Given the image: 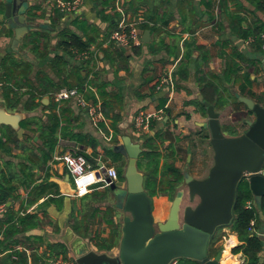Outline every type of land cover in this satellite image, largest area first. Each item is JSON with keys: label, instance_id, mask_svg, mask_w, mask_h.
Returning <instances> with one entry per match:
<instances>
[{"label": "crops", "instance_id": "1", "mask_svg": "<svg viewBox=\"0 0 264 264\" xmlns=\"http://www.w3.org/2000/svg\"><path fill=\"white\" fill-rule=\"evenodd\" d=\"M29 1L32 6L36 5L38 8L34 10L33 14L28 13L22 19L32 23L34 29L25 33L19 44L14 46L15 29L10 27V20L5 16L4 9L1 10L4 5L0 0V26L4 27V30H1L2 33L0 31V45L3 49L0 51V59L11 54L20 60L32 64L29 80L36 88L35 102L38 103L36 106H32L27 102L29 98V94H27L23 96L15 111L5 107L8 112L23 113L22 120L27 117L31 118V124L28 128H23L24 133L21 138H30L29 155L31 162L8 156H3L0 162L5 163L4 161L11 160L15 164L20 162L30 164L35 182L31 184L30 188L21 185L16 190L15 196L7 203V210L0 215V234L2 233L4 237L5 227L9 224L11 217L18 218L23 216L24 213H30L35 215L36 218L23 226L17 224L18 233L8 239L6 243L7 249L0 256V264H10L7 258L13 251L25 252L27 264H42L47 255L57 254L52 252L51 245H58L56 251L64 255L62 250H65L66 254L64 256L72 257L76 261L79 255L89 251L117 256L122 237L124 217L127 213L119 207L116 196L111 187L107 185V182H99L84 197L63 193L61 186L56 182L64 180L69 173L65 165L61 161L56 160L54 156L63 152H79L81 145L76 143L71 136L62 137L50 160L45 163L40 158L39 148L42 146V141L40 140L38 127L41 124H48V116L51 110L49 106L53 100L55 101L54 94L57 92L59 85H62L64 77V74L58 75L57 63L53 61V58L58 55V57H61V61H68L67 65L69 66L74 61L73 54L64 49L63 46L58 45L62 32L70 30L82 36L83 32L77 28L74 21L76 19L88 21L99 28V40L104 41L105 44V40L111 35L112 31L119 26L121 21L129 17V21H132L135 16H141L148 21L139 25L142 30L141 39L146 30L142 25L146 23L152 24L147 19V16L151 15L152 12L157 11L159 14H165L169 20L168 26L163 28L162 33L153 34L151 32L149 43H144L141 40L140 44H134L126 48L129 59L127 63H124V67H121L120 64L118 65V62L111 63L105 54L98 49L101 57L99 70L101 72H99L100 80L97 81L106 84L110 93L108 100L113 105V108L109 111V114L103 108V99L99 94L98 86L93 85L94 81L87 91H91L95 95L97 100H90L89 102L99 105L104 115L103 121L95 123L87 109L78 106L76 98L68 100L73 110V115L69 117L71 132L90 135L97 142L96 149L99 153L96 156H94L95 150L93 146L84 145V151L89 156L87 158L88 162L95 169L111 165L109 160L105 158L103 149L108 148L115 151V147L122 144L124 138H129L133 143L141 145V137L153 136L156 131H160L162 139L161 141L158 140V143L161 153L167 156L174 150L175 157L172 161L184 174L189 173L195 179H205L207 177L205 170H210L215 161L206 152L207 148L209 150L214 149L210 130L203 127V123L208 121L207 111L199 107L196 102L203 101L201 87L197 80L198 76L201 75L198 72L199 67L202 70L204 69L220 76L221 92L223 91L225 98H228V93L230 92L236 97L240 95L250 97L263 105L264 103L259 102L258 98L254 97V95H264L263 53L253 47L252 44H248L242 38L237 37L229 27L227 18L223 15L220 21H222L224 27L221 29L217 28L218 33L215 34L214 43L209 46L208 41L206 39V41L203 40L201 31L212 23L211 15L214 14L216 0H120L118 6V0H115L114 4L105 8L104 11L105 14L115 17L114 21L117 22V26L114 29L111 28L108 21L103 20L101 10L104 6L101 0H84L83 4L72 13H63L55 9L51 5L52 0ZM227 1L232 11L238 10L237 1ZM209 2L210 5H208ZM240 2L247 9H253L247 1L243 0ZM240 13L247 17L249 22L254 16L245 10H241ZM60 14L62 15L60 16ZM258 15L264 20L263 13L258 12ZM187 28L195 30V33L192 35L184 31ZM109 30L110 32L108 33ZM32 32H38L36 34L37 40L28 44V35ZM167 33L182 35V41L179 42L180 53L176 59L172 57L171 61L167 60L165 49H161L156 54H152L149 50V44L153 40H159L157 36L160 34L164 35L162 38L165 43L172 44L174 37ZM186 34H189V38L191 35L194 36V45L198 48H193V59L187 63V76L181 77L179 66L184 54L183 40L188 39L183 38ZM226 39L230 40L225 41ZM94 46V44L91 46L92 50L95 48ZM104 47L108 46L104 45ZM135 47H139L140 52H136L133 49ZM234 50H239L249 59H255L256 65L245 66V61L232 56ZM73 53L75 54V49H73ZM205 56H208L207 62L204 59ZM229 56H232L235 62L242 65V70L236 76L238 79L236 84L233 81L227 83L224 79V71L226 63L229 61ZM78 65H81L80 62H78ZM66 66L63 64V70H65L64 67ZM254 68H258L257 71H254ZM244 71L251 72V79L254 82L252 86H246L244 92H241V85L245 86L242 79ZM43 73L52 82L46 81ZM83 73L85 74L86 71L83 70ZM162 77H166L164 85L160 90L157 88L153 90L151 85L154 82L149 84L148 80L150 78L161 79ZM70 82L75 81L70 79ZM224 87H227V91L222 90ZM24 90L26 89L22 88V91ZM163 96L168 97L165 110L164 108H159L160 98ZM232 105L236 104L229 103L223 108L217 109L216 106L215 108L219 113V111ZM25 106L29 110H26ZM236 107L240 108V105H236ZM142 109L152 113L163 109L166 114L163 121L154 122L151 126V131L144 135L139 134L134 125L135 115ZM247 120L250 119H245L246 124ZM221 127L227 130L230 126L221 123ZM31 129L35 131H31ZM247 130L248 128L245 129V132ZM225 135L233 136L228 133H225ZM115 152L121 154L124 161H128L122 153ZM14 153H21V150L15 149ZM169 160L171 161V158ZM25 174L17 167L15 181L23 180ZM120 183V187L125 186V181H120ZM33 186L35 187L34 189ZM184 186H187L185 182H183L181 188H184ZM152 199L154 205L156 201H159L162 207H167L171 202L166 195L154 196ZM170 207L171 205H169V211ZM94 225L95 230L92 231L91 228ZM113 227H118L120 230L117 244L110 249L101 248L100 244H110L109 240L111 239ZM221 231L224 234L222 255L223 252H230L231 255V262L228 263L226 262L227 258L223 262L221 256V264H243L246 260L245 255L242 252L233 253V249L242 244L237 233L232 231L231 227L223 228ZM3 237L0 241V247ZM227 242L229 243V251L225 250ZM216 246L218 245L216 244Z\"/></svg>", "mask_w": 264, "mask_h": 264}, {"label": "trees", "instance_id": "2", "mask_svg": "<svg viewBox=\"0 0 264 264\" xmlns=\"http://www.w3.org/2000/svg\"><path fill=\"white\" fill-rule=\"evenodd\" d=\"M237 1L238 10L232 11L228 5L227 0L221 1V16H225L227 18V23L229 27L233 30L235 35L239 38H242L243 41H246L250 38H253L254 41L252 44L253 47L258 49L264 54L262 45L264 43V20L258 15V12L263 13L264 15V0H245L247 1L253 9H247L242 2L243 0H232ZM104 8L101 10L103 20L108 21L111 28L114 29L117 26V22L114 21L115 17L111 15L105 14V8L114 4L115 0H101ZM210 5V2L208 3ZM38 8L36 5L32 6L29 9V13L33 14L34 10ZM4 9V6L1 10ZM56 9V8H55ZM245 10L249 11V13L253 14V18L251 22H249L248 18L241 15L240 11ZM57 11V10H55ZM62 14H60L61 16ZM220 16V20H221ZM147 19L152 24H143L142 26L145 29L151 30L153 34L162 33L163 28L168 26L169 20L165 14H159L156 12H152L151 15L147 16ZM212 22L215 21V14L211 15ZM217 21V27L223 28L224 25L222 21ZM75 25L79 30L83 32L82 36L76 34L73 31L65 30L62 32V37L59 46H63L64 49L68 50L71 54L74 55L73 49L78 50L79 52L83 51H102L106 58L111 63L118 62L121 67H124L129 59V54H127L126 49L116 47L113 44H110L108 47H104V41L99 40L100 31L99 28L89 23L88 21H81L80 19H76L74 21ZM246 23V24H245ZM116 29V28H115ZM112 31V30H111ZM189 32L190 34H194L195 30L191 28H187L184 30ZM110 30L108 31V33ZM38 32H32L28 35V44L37 40ZM171 35V33H167ZM190 36V38L183 40V49L184 54L179 66V74L181 77H186L188 74V61L193 59V48H198L194 45V36ZM174 37V41L172 44L165 43L164 39L153 40L149 44V50L152 54H156L161 49H165L167 52V60L171 61L172 57L174 59L177 58L180 53V45L179 42L182 41V35L172 34ZM85 38V39H84ZM230 39H226L228 41ZM95 45L92 51V45ZM96 49V50H95ZM136 52H140L139 47L133 48ZM97 53L99 60H101L100 53ZM12 53V52H11ZM225 54V51H224ZM233 57H238L239 59L246 62L245 66L251 67L256 65L255 59H249L245 57L239 50H234L232 55ZM229 58V61L226 63V68L224 71V79L227 83L233 81L234 84L238 82L236 78L238 72L242 70V65L234 61L233 57ZM204 59L206 62L208 61V56H205ZM53 61L57 63V71L58 75L64 74L62 79V85H59L58 90L62 87L72 88L78 86L81 89V92L85 94L86 98L90 101H96L95 95L91 91H86L84 89V85L88 79V76L91 72L95 74V80L93 85L98 86V91L100 96L103 99V108L107 114L113 108V105L109 102V92L107 90L106 84L99 83L100 73L99 71H94L92 67L96 66L93 58L85 59V60H77L74 59L73 63H70V66L67 65L68 61H61V57L56 55L53 58ZM80 62L81 65H78ZM63 64L66 66L63 70ZM93 65V66H92ZM258 69V68H257ZM254 68V71H257ZM32 70V64L30 62H25L14 57L11 54H8L2 59H0V106H4L8 109L15 111L23 96L29 94V98L27 102H29L32 106H36L38 103L35 102L36 96L35 86L30 82L29 75ZM83 70L86 73H83ZM201 75L198 76L197 80L201 87V94L203 101H208L210 103L215 104L216 108H223L229 103H233L236 105H244L246 108L245 113L238 114V119L241 120L245 115L254 114L253 111L249 110L247 106L238 100V97L233 95L232 93H228V98H225V94L223 91L221 92V78L220 76L210 72L202 70L199 67L198 71ZM39 76V74H38ZM43 77H45L46 81L52 82L46 75L43 73ZM70 79H74L75 82H70ZM244 80V85H241V92H244V88L246 86H252L253 80L251 79V72L244 71V75L242 77ZM98 80V81H97ZM91 81V82H93ZM90 82V83H91ZM154 82L151 85V88L155 90L157 85L160 82V78H150L148 83ZM22 88L26 90L22 91ZM57 90V91H58ZM222 90L227 91V87H224ZM254 95V94H253ZM254 97L258 98L259 102L264 103V95H254ZM230 98V99H229ZM168 101V97H161L159 108L166 109L165 105ZM203 101H196L197 105L205 110V105ZM28 106V105H27ZM50 113L48 116V124H41L38 127L40 131V140L42 141V146L39 148L40 158L43 162H47L53 156V153L57 147V144L62 137L71 136L72 139L81 145L80 153L84 154L87 158L89 156L84 151V145H91L94 148V156L98 155L99 151L97 148V142L90 135H83L81 133L75 134L71 132V125L69 117L73 115V110L71 105H69L68 100L56 102L52 101L50 104ZM26 110H29L28 107L25 106ZM238 110H240L238 108ZM242 115V116H241ZM242 117V118H241ZM31 124V118L27 117L21 121L20 125L22 128L26 129ZM225 130V129H224ZM31 131H35L31 129ZM141 147L142 153L137 161L138 168L144 172L145 174V189L148 194L153 198L154 196L166 195L171 200L178 194L181 186L184 182L185 174L179 169L172 159L175 157V151H171L167 156L161 153L159 150L158 140L161 141V133L160 131H156L153 136H143L141 137ZM30 138L19 139L17 133L10 126H1L0 127V159L3 156L20 158L22 160H29L30 155V146H29ZM163 141V140H162ZM83 145V147H82ZM21 150V153H14V150ZM103 153L105 154V158L110 160L112 163L116 164L119 180L121 182L125 181L123 176L124 167L122 162L124 161L122 155L116 153L112 149H103ZM171 158V161L169 160ZM5 163L0 162V203H9L11 199L15 196L16 190L22 185L26 188H30L31 184L35 182L34 174L32 173L31 165L25 163L15 164L11 160L4 161ZM17 167L19 170L25 174L23 180L15 181ZM35 168V167H33ZM27 173H30L27 175ZM35 187L33 186V189ZM252 201L253 206L247 207V202ZM262 210L264 212V196L262 198V202L260 205L257 204L255 200V196L252 193L250 188L249 181L244 179L239 186L238 199L236 203V219L233 225L231 226V230L236 232L239 240L242 244L238 245L233 249V253L242 252L246 260L243 264H260V259H264V235L260 236L256 232L251 231V221L255 220L256 229L264 231V220H262L259 212ZM36 218L35 215L30 213H24L23 216L18 218H12L9 224L5 227L4 237L1 243V251L7 249L6 243L8 239L18 233V225L23 226L25 223L32 221ZM3 229V228H1ZM120 235V230L118 227H113L111 239L109 240L110 244L99 245L101 248L110 249L112 246L117 244ZM220 240V236L217 235L212 242L211 245V255L214 257L219 251L223 249L222 246L218 247L216 244ZM58 246V245H57ZM56 245H51V249L53 253H57L55 255H59V251ZM55 251V252H54ZM63 254H66L65 250H62ZM14 254L18 256L17 260L12 259V254L8 255L7 260L10 264H27V256L25 252L14 251ZM231 255L227 258L226 262L230 261ZM40 264V263H39ZM176 264H199L197 261L182 258L176 260ZM264 264V262H263Z\"/></svg>", "mask_w": 264, "mask_h": 264}, {"label": "water", "instance_id": "3", "mask_svg": "<svg viewBox=\"0 0 264 264\" xmlns=\"http://www.w3.org/2000/svg\"><path fill=\"white\" fill-rule=\"evenodd\" d=\"M1 1L9 25L15 29L13 44L18 45L23 35L34 29L32 23L22 19L28 15L32 4L29 0ZM150 40L151 30L146 29L142 41L149 43ZM238 98L255 115L253 120H247L248 130L239 136H226L215 105L203 102L208 115L203 127L210 130L215 163L205 179L185 174L184 182L191 199L198 197L199 202L195 207L184 209L183 223L180 211L184 190L180 189L172 200L167 220L156 223L153 199L145 189V174L137 165L143 150L141 145L124 138V142L115 147V151L128 159L123 173L125 186L120 187L117 195L121 201L119 207L127 213L119 253L110 256L89 251L78 256L79 264H172L182 258L199 264H221L222 251L213 257L210 249L219 230L235 222L240 183L244 179L249 181L258 205L264 196V105L247 96ZM22 119L23 113H11L0 106V127H12L20 139L24 133L20 125ZM70 181L71 176L67 174L64 180L56 182L63 193L74 195ZM259 214L264 220V212L260 210ZM263 262L261 258L260 264Z\"/></svg>", "mask_w": 264, "mask_h": 264}, {"label": "built area", "instance_id": "4", "mask_svg": "<svg viewBox=\"0 0 264 264\" xmlns=\"http://www.w3.org/2000/svg\"><path fill=\"white\" fill-rule=\"evenodd\" d=\"M117 1V6L118 2ZM84 0H52L51 5L63 13H72L82 5ZM215 21L214 24H217V21L220 20L221 16V0H216V5L214 9ZM130 17L126 20L121 21L119 26L112 31L111 35L105 40V46L110 44L115 45L119 48H129L134 44L141 43V27L139 26L142 23L148 22L143 19L141 16L133 17L132 21H129ZM2 27L0 26V31ZM183 38H189V34L183 36ZM264 38V34H263ZM254 39L250 38L246 40L248 44L253 43ZM143 42V41H142ZM264 51V43L262 45ZM93 51V50H92ZM98 51H83L79 52L75 50V56L77 60H85L93 58L96 63L95 67H92L94 71L100 70L101 60H99ZM93 66V65H92ZM95 78L94 72H91L88 76V79L84 85V89L87 91L91 86V81ZM166 77H162L157 86V89L160 90L164 85ZM91 82V83H90ZM76 98L78 106L87 109L91 119L95 122H101L104 120V115L99 108V105H94L89 102V100L81 92V89L77 86L72 88H62L54 94V99L56 102L63 100H70ZM166 114L163 109H159L155 112H147L146 110H139L134 118V125L139 134L144 135L151 131V126L154 122H161L165 119ZM56 160L61 161L68 173L72 178V188L74 189V195L77 197H84L91 192L92 188L99 182H107V185H111L113 182H119V173L118 169L113 166H102L98 169H95L90 166L87 157L76 151V152H63L54 156ZM103 168L105 170L103 171ZM253 202L248 201L247 207H252ZM7 210V203H0V215L5 213ZM251 231L256 232L258 235L263 236L264 232L256 229L255 220L251 221ZM2 233L0 234V241L2 240ZM12 252V251H11ZM4 252L1 251L0 247V256ZM12 259L17 260L18 256L12 252ZM176 263V261H174ZM42 264H78L76 259L72 257H65L62 254L59 255H47Z\"/></svg>", "mask_w": 264, "mask_h": 264}, {"label": "rangeland", "instance_id": "5", "mask_svg": "<svg viewBox=\"0 0 264 264\" xmlns=\"http://www.w3.org/2000/svg\"><path fill=\"white\" fill-rule=\"evenodd\" d=\"M217 28H218L217 25L212 22L210 25H208L207 27H205L201 31L202 32L201 37L203 38V40L206 39L208 41L207 43H208L209 46H211L214 43V41H215V34L218 33ZM2 29L4 30V27ZM1 33H2V31H1ZM162 36H164V35L160 34L159 36H157V38L160 40L162 38ZM2 50L3 49H2V47L0 45V51H2ZM263 56H264V54H263ZM73 58L76 59V56H74ZM99 72H101V71H99ZM236 108H237L236 105H232V106H230L228 108H224L223 110L219 111L221 123H223V125H229L230 126L227 130L223 129V131L225 133H228L229 135H233V136H239V135L243 134V132L245 133V129L248 128V125L245 123V119L253 120L255 118V115L252 114V115H245L243 118L241 117L242 118L241 120H239L238 119V114L245 113L246 108L243 105H240V108H239L240 110H238V108L237 109ZM206 148H207V146H206ZM206 152H207V154L212 156L214 161H215V151H214V149L209 150L207 148ZM109 162H110L111 165H113V166H115L117 168L116 164L112 163L110 160H109ZM127 162L128 161H123L122 162L124 170H125V168L127 166ZM212 167L210 168V170L209 169L205 170L207 177H208ZM71 184H72V178H71ZM113 184L115 185V187L112 188L111 186ZM113 184H111L109 186L111 187V190L113 191L114 195L116 196V200L118 201V203H121V201L118 200V196H117L119 194V192H120L121 183L119 181V182H113ZM95 186H97V185H95ZM181 189L184 190V198H183V201H182V204H181V211H180V222L183 223L184 209L187 206L195 207L198 204V202H199V198L195 197V199H191V196L189 194L187 186H184V188H181ZM169 200L171 202H170V204H168L167 207H162L160 202L156 201V203L154 205V211H153L156 223L157 222H165L167 220V218L169 216V205L172 204V200L171 199H169ZM91 229H92V231H94L95 230V225ZM218 235L220 236V240L217 243V245L219 247L220 246H224V242H223L224 234H223V232L221 231L220 233H218ZM228 242L225 245V250L226 251L227 250L229 251V249H228V244L229 243ZM172 264H176V263L173 262Z\"/></svg>", "mask_w": 264, "mask_h": 264}, {"label": "bare ground", "instance_id": "6", "mask_svg": "<svg viewBox=\"0 0 264 264\" xmlns=\"http://www.w3.org/2000/svg\"><path fill=\"white\" fill-rule=\"evenodd\" d=\"M230 256V252H223L222 261L225 262L226 258Z\"/></svg>", "mask_w": 264, "mask_h": 264}, {"label": "flooded vegetation", "instance_id": "7", "mask_svg": "<svg viewBox=\"0 0 264 264\" xmlns=\"http://www.w3.org/2000/svg\"><path fill=\"white\" fill-rule=\"evenodd\" d=\"M222 229H220L219 231H221Z\"/></svg>", "mask_w": 264, "mask_h": 264}]
</instances>
